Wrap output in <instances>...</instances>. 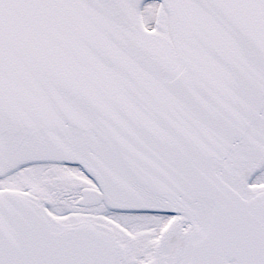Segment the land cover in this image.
<instances>
[{
	"label": "snow or ice",
	"instance_id": "obj_1",
	"mask_svg": "<svg viewBox=\"0 0 264 264\" xmlns=\"http://www.w3.org/2000/svg\"><path fill=\"white\" fill-rule=\"evenodd\" d=\"M0 264H264V0H0Z\"/></svg>",
	"mask_w": 264,
	"mask_h": 264
}]
</instances>
